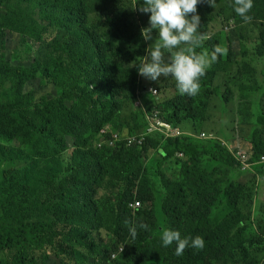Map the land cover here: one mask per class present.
Returning <instances> with one entry per match:
<instances>
[{
    "label": "trees",
    "instance_id": "16d2710c",
    "mask_svg": "<svg viewBox=\"0 0 264 264\" xmlns=\"http://www.w3.org/2000/svg\"><path fill=\"white\" fill-rule=\"evenodd\" d=\"M87 1L53 0L52 8H58L62 15L57 24L65 33L35 50L39 54L34 56L32 70L25 66L17 68L19 79L13 85L9 83L6 92L0 86V122H22L9 139L16 138L25 147L28 140L30 146L45 149L48 154L41 156L42 168L33 181L26 179L24 170L2 173L8 193L18 185V193L6 210L13 220L5 222L6 230L0 228L3 247L16 248L18 238L29 242L15 255L17 264L31 260L39 264L35 256L38 250L52 251L54 264H78L85 258L77 245L94 250V264H262L264 246L255 239H244L246 227L252 225L253 191L241 184L239 178L254 170L264 178V163H256L264 157V112L257 118V127L249 140L254 166L247 172L229 147L212 137L201 139L185 134L166 138L158 131L147 133V129L154 114L179 130L185 122L194 123L195 129L198 123L205 124L207 98L218 94L228 102L232 97L228 83L239 78L244 70L250 73L251 83L256 84L255 95L262 82L264 88V66L256 59L264 55V0H253L248 21L234 12L232 0H227L235 25L249 24L247 34L254 33V24L258 23L260 33L250 42L260 41L259 46L244 44L240 55L233 56L228 51L218 56L217 66L200 78V87L204 88L200 94L180 95L174 81L177 94L163 106L150 95L152 92L143 96L138 106L134 105L139 96L140 74L130 65L142 62L135 46L144 28L141 16L129 8L90 9ZM219 1L215 0L214 6ZM214 6L206 0L197 4L200 24L212 19ZM200 35L206 39L195 49L197 54L221 47L219 35L206 30ZM28 50L31 55L29 47ZM230 61L236 68H226L229 76L223 74V63ZM38 71L42 78L56 85L57 92L33 107L28 105L32 94L24 95L22 91L25 93L28 80L37 79ZM170 78L163 77L160 91L166 89ZM215 79L226 86L225 93L208 88ZM260 96L252 104H259ZM123 116L130 122L125 126V137L116 131ZM113 125V131L119 135L117 141L113 131L100 134ZM140 135L145 136L142 145L127 143L129 137ZM66 138L73 140L69 145L73 147L69 164L62 160L70 149ZM112 140L116 147L109 146ZM12 147L18 150L14 145L2 147L7 155L0 160L21 159L17 157L20 153L12 156ZM167 160H175L177 178L163 170L162 162ZM105 182L112 190L108 194V208L96 200V193ZM136 201L140 207L134 210L130 205ZM140 223L148 228L140 229ZM132 226H137L135 239L129 235ZM166 229L179 231L181 237L200 236L204 247H186L177 256L175 243L162 246L161 235ZM101 231H105L109 243L89 239V235Z\"/></svg>",
    "mask_w": 264,
    "mask_h": 264
},
{
    "label": "rangeland",
    "instance_id": "374dc122",
    "mask_svg": "<svg viewBox=\"0 0 264 264\" xmlns=\"http://www.w3.org/2000/svg\"><path fill=\"white\" fill-rule=\"evenodd\" d=\"M53 0H0V86H4L5 92L8 89V85L15 84L19 79V72L16 70L21 66H25L30 71L33 68L34 56L39 53L35 50L42 48V46L47 43L51 44L55 40L62 37L65 33L60 25L57 24L60 17H62L60 10L57 8L55 11L52 8ZM90 9L100 10L105 8L107 10H118V9H132L138 13L144 21L143 26H148V19L150 13L141 12L140 2L138 0H88L87 1ZM135 6V7H134ZM134 7V8H131ZM38 21V22H37ZM55 22V24H53ZM256 30L254 33L247 34L249 31L248 23H238L235 25L234 18L231 17L230 7L227 3V0H220L219 5L214 6L213 17L207 24H200L198 28V33L201 34L202 30H206L208 33L219 35L221 38V47L225 50L224 54L226 55L228 51H231L233 56L240 55L244 51V44L248 47L252 45L257 47L260 44V41L251 43L250 40L253 37H256L261 28L258 26V23L254 24ZM153 43L156 40V31L152 30ZM48 39V40H47ZM206 37L202 36V40H205ZM47 40V41H46ZM151 40H144L140 36L135 41V46L139 52L141 61L147 60L146 48L151 47ZM150 44V45H149ZM28 47L31 49L29 54ZM207 52V51H203ZM223 54V55H224ZM165 61L168 58V53H164ZM50 58V57H49ZM257 63L264 66V55L263 57H257ZM225 68L224 73L229 71L226 69L234 70L236 68L234 62H224ZM255 67L256 64H253ZM216 63H213L206 72H210V68H215ZM259 68L262 66L258 65ZM251 70V69H250ZM252 72V70H251ZM248 73L246 70L240 73V77L237 79H232V82H229L230 93L232 97L228 102L220 99L218 94L212 95L207 98L206 113L203 116V121L205 124L197 125L195 129V124L192 122H185L180 126L181 135H193L194 137H199L201 139L213 138L219 143H228L230 146V151L237 156V154L244 153V150H248V143L253 133V130L257 127L256 120L261 113L264 112V91L263 82L260 92L256 94L255 90L253 92V85H256L254 82L248 79ZM140 76L139 81V96L138 99L134 102L135 106H138L142 102V97H147L151 90L152 86H155L159 95L154 96L155 101L162 106L177 94L173 82V78L169 79V84L166 89L160 91L159 84L164 83L163 76L161 75L157 80L152 81L148 80L145 77ZM256 79L258 80V73H256ZM4 82V84H3ZM252 86V87H250ZM211 89L218 88L219 94L226 92V86L221 83L219 79H215L212 83ZM255 88V87H254ZM256 89V88H255ZM204 92V88L200 87L199 94ZM24 95L32 94V99L28 102L29 106H37L42 103L46 96L52 93L57 92L56 85L48 80L42 78L41 71H38L37 79L28 80L24 85ZM155 94V93H154ZM255 95V96H253ZM259 98V104H252V101ZM120 120V127L116 131L122 132L121 134L125 137L127 135V129L125 126H128L130 122L127 120ZM12 122H15L14 125H4L0 122V159H4L7 155V150L3 151L2 147L9 145H14L18 150L13 149L12 156L17 155L20 157L19 160L4 161L0 160V228L3 227L7 229L5 222L8 220H13V217L6 211L7 208L14 201L13 197L18 193V185L13 187L10 192H7L6 186L3 185V172L10 169L24 170L27 180H35L38 176L37 173L40 172L42 168L41 156L48 155L45 149H38L37 147L30 146L28 140L25 142L27 147L21 146L16 140V138L10 140V136L19 128L21 120L14 119ZM131 126L135 127V124L131 122ZM113 126L105 127L104 130L113 131ZM126 129V130H123ZM101 130V131H102ZM100 131V134H103ZM113 133H116L113 131ZM139 134V131H136ZM28 138V136H25ZM99 139V136H98ZM67 145H72L73 140L71 138H66ZM226 141V142H225ZM237 146H240L238 148ZM70 147V146H69ZM250 147V146H249ZM72 148L70 147L69 151L64 153L63 162L69 164L72 161ZM243 148V149H242ZM16 150V153H13ZM20 151V152H19ZM180 156H182L180 154ZM162 168L166 171L169 176L177 178L178 176V166L175 163V160H167L162 162ZM6 182V180H5ZM241 184L249 187L252 193V199L250 201V211L252 217V225L246 227L244 231L245 241L255 239L256 243L261 244V247L264 246V178H260V174L254 170L249 174L243 175L239 178ZM108 183L105 182L101 185V188L96 193V200L100 201L107 208L109 207V196L111 189L107 188ZM29 187L30 185H25ZM5 209V210H3ZM6 232V231H5ZM8 233V232H7ZM89 239H94L97 242L101 241L103 244L109 243V238L106 235L105 231L100 233H95L89 235ZM29 243L22 238H18L15 242L16 248L8 250L3 247L4 241L0 240V264H17L18 260L15 255L19 254L18 251L26 248L24 243ZM81 253L83 254L84 260L80 261L78 264H94L97 262V256L94 253V250L91 247L85 246H76ZM39 264H54L53 252L43 253L38 250L35 255ZM51 257L50 259H48ZM27 264H34V261L26 262ZM69 264V263H66ZM75 264V262H71ZM223 264V263H218ZM264 264V261L262 262Z\"/></svg>",
    "mask_w": 264,
    "mask_h": 264
},
{
    "label": "clouds",
    "instance_id": "9594fccd",
    "mask_svg": "<svg viewBox=\"0 0 264 264\" xmlns=\"http://www.w3.org/2000/svg\"><path fill=\"white\" fill-rule=\"evenodd\" d=\"M202 0H142L139 10L150 13L148 26L141 29L144 40H151V47L146 48L147 60L130 65L136 67L138 73L148 80L155 81L161 75L172 77L175 80L176 89L180 95L195 96L200 89V78L206 70L217 61L218 56L225 50L220 46H214L211 52L197 54L195 49L201 44L202 36L198 33L200 16L197 13V4ZM210 6H214L215 0H206ZM138 0H136V4ZM135 7V6H134ZM131 7V8H134ZM253 7V0H232V8L242 20L248 21V14ZM156 31V40L153 43L152 30ZM150 45V44H149ZM168 53L165 61L164 53ZM154 95V94H153ZM159 95V92L158 94ZM154 95V96H157ZM227 145L226 143H223ZM230 149V146L227 145ZM241 149L240 146H237ZM243 149V148H242ZM250 156V168L254 164L248 150L243 149ZM234 155V154H233ZM239 164L240 161L234 155ZM264 158V157H262ZM256 163H264L262 161ZM140 229H147L148 225L140 223ZM137 226L129 228V235L135 239ZM162 246L168 247L175 243V255L183 254L186 247L202 249L204 240L200 236L181 237L177 230L166 229L161 235Z\"/></svg>",
    "mask_w": 264,
    "mask_h": 264
},
{
    "label": "built area",
    "instance_id": "2783aa9c",
    "mask_svg": "<svg viewBox=\"0 0 264 264\" xmlns=\"http://www.w3.org/2000/svg\"><path fill=\"white\" fill-rule=\"evenodd\" d=\"M151 92L156 95L158 94L157 92V89H154L152 87V90ZM153 131H158V132H161L165 135L166 138H175V137H179L181 134V131L179 129H175L173 128L170 124L166 123V122H163L162 120H160L159 118H157V115L154 114V116L152 117V122L150 123V127L147 129V133H152ZM102 133L105 132L104 130L101 131ZM104 134V133H103ZM137 136V135H136ZM136 136H132V137H129L127 140H128V144L129 145H132V144H137V145H142V143L144 142L145 140V136L144 135H140V137H136ZM113 137L117 140H119V135L117 133H115L113 135ZM100 146V145H99ZM109 146L111 147H116L115 145V141H110L109 142ZM237 159L240 161V163L243 165V169H248L250 168L251 166V163H250V156L244 152V153H239L237 154ZM262 161H264V158H262ZM131 208L132 209H137L140 207V203L139 202H134L132 203L131 205Z\"/></svg>",
    "mask_w": 264,
    "mask_h": 264
},
{
    "label": "crops",
    "instance_id": "0c3cea01",
    "mask_svg": "<svg viewBox=\"0 0 264 264\" xmlns=\"http://www.w3.org/2000/svg\"><path fill=\"white\" fill-rule=\"evenodd\" d=\"M225 142H226V141H225ZM227 144H228V143H227ZM249 146H250V143H248V148H249ZM249 173H250V172H249ZM249 173H247V174H249ZM247 174H246V175H247Z\"/></svg>",
    "mask_w": 264,
    "mask_h": 264
}]
</instances>
